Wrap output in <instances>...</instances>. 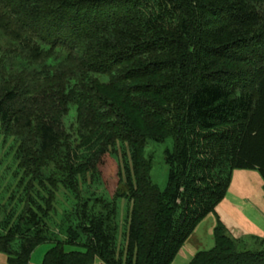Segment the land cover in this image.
<instances>
[{
  "label": "trees",
  "instance_id": "1",
  "mask_svg": "<svg viewBox=\"0 0 264 264\" xmlns=\"http://www.w3.org/2000/svg\"><path fill=\"white\" fill-rule=\"evenodd\" d=\"M62 52L81 55L76 71L78 59L58 62ZM16 59L26 67L8 68ZM73 107L75 132L62 121ZM0 122L20 142L21 162L43 163V191L27 192L16 225L0 235L9 264H30L49 242L43 264H173L226 197L234 170L264 179V0H0ZM168 138L161 191L144 152L148 140ZM122 140L133 174L119 261L123 229L105 198L78 201V223L57 243L46 224L59 187L77 196L78 176ZM215 239L190 264H264V251L241 250L220 220Z\"/></svg>",
  "mask_w": 264,
  "mask_h": 264
},
{
  "label": "rangeland",
  "instance_id": "2",
  "mask_svg": "<svg viewBox=\"0 0 264 264\" xmlns=\"http://www.w3.org/2000/svg\"><path fill=\"white\" fill-rule=\"evenodd\" d=\"M6 50L9 53L21 52L14 46L6 47ZM17 57L18 55L15 56V58ZM80 57L81 55L76 58L62 52L57 56V60L59 63L66 61L76 63L78 59L75 65L76 71L80 65ZM58 62H54V64L57 63L55 66L59 64ZM7 66L8 68L14 67V70L26 67L22 59H16L14 65L8 62ZM41 68L40 66L37 69L28 68V70L40 72ZM68 70L70 71L72 68L70 67ZM5 76L8 77V75ZM62 121L67 130L77 131L76 109L73 107L69 115ZM19 146L20 142L14 137L6 136L3 133L0 122V235H7L16 225L25 206L23 197L27 192L43 191V163L36 162L35 158H28L26 163H24L26 160L21 162L17 158ZM173 149V138H168L164 142L148 140L145 147L144 156L152 160V182L161 191L166 190L169 180L170 166L166 162V152L168 150L172 152ZM131 156L130 143L122 140L100 159L93 171L78 176L81 183L77 194L78 198L68 188L59 187L55 207L46 224L49 233L53 235L57 243L67 242L66 230L69 227L74 228L76 220L78 223V201L105 198L118 210V222L120 228L123 229L121 239L119 236L117 237L116 254L112 255L115 261H119V252L122 251L120 248L126 241L124 235L129 227V215L132 211V202L127 195L129 186L126 184L128 171H130V175L133 174ZM32 163H36L34 168L31 166ZM33 170L37 172L38 176L35 177L31 174ZM219 220L229 231L228 234L239 240L241 250L264 251V179L258 170L236 169L233 171L226 197L216 207L215 213L209 214L198 223L191 236L183 244L173 264H190L197 253L214 249L216 246L215 229ZM82 239L84 240V237ZM72 242L81 244L80 241L77 242L76 238ZM14 243L15 247H19L20 238H17ZM52 247H54V243L50 242L37 247L31 255L30 264H43L46 254ZM65 250L66 252L83 251V248L65 246ZM0 264H9L8 257L3 252H0ZM94 264H103V262L97 258Z\"/></svg>",
  "mask_w": 264,
  "mask_h": 264
},
{
  "label": "crops",
  "instance_id": "3",
  "mask_svg": "<svg viewBox=\"0 0 264 264\" xmlns=\"http://www.w3.org/2000/svg\"><path fill=\"white\" fill-rule=\"evenodd\" d=\"M229 232V231H228ZM231 233V232H230ZM232 234V233H231ZM233 235V234H232ZM233 238H235L234 236H233ZM235 239H237V238H235Z\"/></svg>",
  "mask_w": 264,
  "mask_h": 264
}]
</instances>
